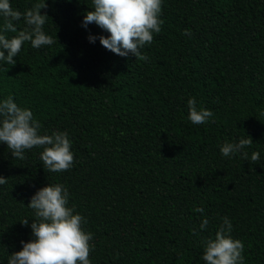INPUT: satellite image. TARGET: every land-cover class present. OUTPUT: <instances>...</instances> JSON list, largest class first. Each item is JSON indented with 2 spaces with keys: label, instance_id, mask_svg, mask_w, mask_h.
I'll list each match as a JSON object with an SVG mask.
<instances>
[{
  "label": "trees",
  "instance_id": "trees-1",
  "mask_svg": "<svg viewBox=\"0 0 264 264\" xmlns=\"http://www.w3.org/2000/svg\"><path fill=\"white\" fill-rule=\"evenodd\" d=\"M42 2L9 0L21 13ZM45 3L54 43L26 41L14 65L0 61V102L30 109L40 134L66 132L74 164L49 172L41 147L21 160L0 142V264L33 238L27 204L48 184L63 185L85 218L91 264H205L203 241L223 217L243 264H264V0H162L147 60L116 55L99 42L107 32L82 26L92 0ZM4 24L0 16V34L17 35ZM13 24L27 27L23 17ZM190 98L212 111L206 124L188 119ZM247 136L248 160L221 153Z\"/></svg>",
  "mask_w": 264,
  "mask_h": 264
},
{
  "label": "clouds",
  "instance_id": "clouds-1",
  "mask_svg": "<svg viewBox=\"0 0 264 264\" xmlns=\"http://www.w3.org/2000/svg\"><path fill=\"white\" fill-rule=\"evenodd\" d=\"M92 5V10L84 14L82 26L87 28L89 24H95L107 32V36L98 37L104 48L121 57L131 54L135 59H148L141 54V49L152 43L154 33L161 32L162 0H92ZM46 7L43 0L21 13L12 8L9 0H0V16L5 18L4 31L17 33L11 38L0 34V61L14 65L16 61L13 57L20 53L26 41L37 49L54 43L53 38L42 30L48 15L42 14L41 9ZM21 17L27 27L18 31L13 21H19ZM184 34L191 35L187 29ZM88 39L95 43L97 37L90 34ZM4 50H7V55ZM187 103L188 119L193 124H206L213 116L212 111L198 108L194 98ZM40 127L32 111L19 107L11 96L0 102V142L7 145L13 157L23 160L26 150L41 147L40 159L44 169L53 173L71 169L74 155L67 133L54 131L51 135L40 134ZM252 142V138L247 136L237 143H224L220 151L224 156L241 153L244 160H248V153L243 149ZM259 158V153L253 152L251 162ZM5 183L7 178L0 175V185ZM68 198L69 193L61 184H48L31 196L27 205L35 213L30 225L33 238L21 241V250L12 252L7 264H91L92 234L83 229L86 220L75 212L74 207L68 206ZM195 211L203 212V209ZM19 222L29 225L28 219ZM207 224L205 218L200 228L204 229ZM231 230V221L223 217L214 238L203 241L202 259L205 264H243L244 245L230 235Z\"/></svg>",
  "mask_w": 264,
  "mask_h": 264
}]
</instances>
